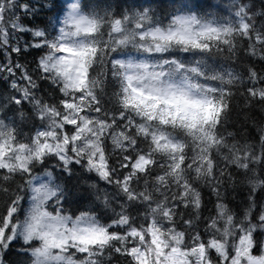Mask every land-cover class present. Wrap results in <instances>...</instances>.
I'll use <instances>...</instances> for the list:
<instances>
[{
  "label": "snow or ice",
  "instance_id": "snow-or-ice-1",
  "mask_svg": "<svg viewBox=\"0 0 264 264\" xmlns=\"http://www.w3.org/2000/svg\"><path fill=\"white\" fill-rule=\"evenodd\" d=\"M0 264H264V0H0Z\"/></svg>",
  "mask_w": 264,
  "mask_h": 264
},
{
  "label": "trees",
  "instance_id": "trees-1",
  "mask_svg": "<svg viewBox=\"0 0 264 264\" xmlns=\"http://www.w3.org/2000/svg\"><path fill=\"white\" fill-rule=\"evenodd\" d=\"M210 3L214 4V5H223L224 3L227 2V0H209ZM252 134L255 135V129H251Z\"/></svg>",
  "mask_w": 264,
  "mask_h": 264
}]
</instances>
